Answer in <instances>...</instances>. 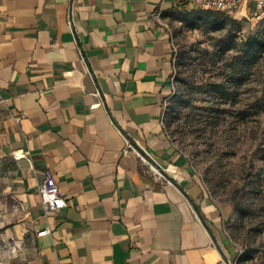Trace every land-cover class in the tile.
Listing matches in <instances>:
<instances>
[{
  "label": "crops",
  "instance_id": "obj_1",
  "mask_svg": "<svg viewBox=\"0 0 264 264\" xmlns=\"http://www.w3.org/2000/svg\"><path fill=\"white\" fill-rule=\"evenodd\" d=\"M195 10L182 0H0V231L29 264L231 261L226 217L163 123L169 22ZM262 16L252 1L232 15ZM47 173L68 203L49 216L37 190Z\"/></svg>",
  "mask_w": 264,
  "mask_h": 264
},
{
  "label": "rangeland",
  "instance_id": "obj_2",
  "mask_svg": "<svg viewBox=\"0 0 264 264\" xmlns=\"http://www.w3.org/2000/svg\"><path fill=\"white\" fill-rule=\"evenodd\" d=\"M165 130L226 217L233 264H264V16L172 18ZM0 231V264L32 255Z\"/></svg>",
  "mask_w": 264,
  "mask_h": 264
},
{
  "label": "built area",
  "instance_id": "obj_3",
  "mask_svg": "<svg viewBox=\"0 0 264 264\" xmlns=\"http://www.w3.org/2000/svg\"><path fill=\"white\" fill-rule=\"evenodd\" d=\"M187 2L191 7L198 8L200 10H213L223 12L226 15L232 16L238 12L243 4L246 2H255L256 5L264 10V0H182ZM68 26L73 31L74 23L72 18L68 20ZM127 146L134 149L132 144L127 140ZM139 156L141 154L137 152ZM40 202L44 209L45 216L60 212L65 208L68 203L64 198V194L60 191L59 186L55 179L47 173L43 181L37 187ZM50 232L49 229L41 230L37 233V236L41 237L47 235ZM229 264H233L231 261Z\"/></svg>",
  "mask_w": 264,
  "mask_h": 264
},
{
  "label": "trees",
  "instance_id": "obj_4",
  "mask_svg": "<svg viewBox=\"0 0 264 264\" xmlns=\"http://www.w3.org/2000/svg\"><path fill=\"white\" fill-rule=\"evenodd\" d=\"M202 11H207V12H217V13H223V12H218V11H213V10H202ZM225 14V13H223ZM260 109L264 111V100L259 104Z\"/></svg>",
  "mask_w": 264,
  "mask_h": 264
}]
</instances>
